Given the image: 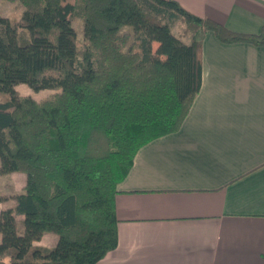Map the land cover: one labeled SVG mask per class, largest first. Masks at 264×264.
<instances>
[{"label":"trees","instance_id":"obj_1","mask_svg":"<svg viewBox=\"0 0 264 264\" xmlns=\"http://www.w3.org/2000/svg\"><path fill=\"white\" fill-rule=\"evenodd\" d=\"M18 1L20 20L0 13V176L27 180L0 209V261L97 264L118 245L117 186L137 152L176 133L200 92L206 33L264 46V25L235 33L175 0ZM180 22L189 42L173 33ZM19 85L55 92L37 100ZM46 233L57 244L35 245Z\"/></svg>","mask_w":264,"mask_h":264},{"label":"crops","instance_id":"obj_2","mask_svg":"<svg viewBox=\"0 0 264 264\" xmlns=\"http://www.w3.org/2000/svg\"><path fill=\"white\" fill-rule=\"evenodd\" d=\"M175 1L235 33L258 35L264 25V0ZM1 177L0 209L14 208L26 174ZM117 190L118 245L97 264H264V46L208 31L187 118L137 152ZM57 242L46 233L34 244Z\"/></svg>","mask_w":264,"mask_h":264},{"label":"rangeland","instance_id":"obj_3","mask_svg":"<svg viewBox=\"0 0 264 264\" xmlns=\"http://www.w3.org/2000/svg\"><path fill=\"white\" fill-rule=\"evenodd\" d=\"M23 12H24V6L18 0H0V13L4 17L8 18L9 20H11V21L20 20ZM73 27L75 28V30L77 32V37H78L79 42H82L83 36H84V20L82 19V17L80 15H78L76 17V19L74 20ZM186 28H187V25L185 23L180 22L173 27V33L176 36H179L184 40H189V36L186 37V35L184 34L186 31ZM156 47H157V45L154 44V48H156ZM155 57L157 58L158 62L159 61L162 62V60L163 61L165 60V58H163L161 56L159 57L158 55H156ZM17 90L22 96H31L37 100L44 99V98L52 95L55 92L53 90H43L40 92H35L26 85L17 86ZM13 181L14 182L17 181V184H18V180L13 179ZM0 182H1V186L5 185L4 177H1ZM7 184H8V182H7ZM18 189H20V186H18ZM13 201H15V200H13ZM0 264H6V263L3 261H0Z\"/></svg>","mask_w":264,"mask_h":264}]
</instances>
